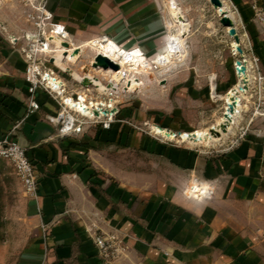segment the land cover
Masks as SVG:
<instances>
[{
	"label": "crops",
	"instance_id": "0c3cea01",
	"mask_svg": "<svg viewBox=\"0 0 264 264\" xmlns=\"http://www.w3.org/2000/svg\"><path fill=\"white\" fill-rule=\"evenodd\" d=\"M45 3L53 14L50 22L64 25L67 40L75 46L104 35L121 49L140 48L152 56L162 48L168 31L161 0ZM237 3L246 21H251L250 0ZM14 10L13 0H0V22L5 24L0 26V138L10 135L27 149L39 181L38 197L26 198L25 240L17 246L0 240V264H264V129L247 132L235 147L221 152L169 149L174 176L155 192H137L115 183L109 174L93 175L94 165H89L86 153L96 161L97 126L75 138L62 134L49 119L59 112V103L42 88L34 94L39 107H29L25 76L29 54L24 47L37 29L34 26L23 37L5 34L2 27L12 22ZM248 29L253 36L252 23ZM79 35L83 39L75 41ZM47 65L65 81L67 95L92 92ZM194 176L215 186L211 197L186 194ZM103 233L118 234L128 247L111 263L100 257L95 244V237Z\"/></svg>",
	"mask_w": 264,
	"mask_h": 264
},
{
	"label": "rangeland",
	"instance_id": "374dc122",
	"mask_svg": "<svg viewBox=\"0 0 264 264\" xmlns=\"http://www.w3.org/2000/svg\"><path fill=\"white\" fill-rule=\"evenodd\" d=\"M13 1L15 10L10 12L12 22H6L9 26L6 29L2 27V30L12 38L16 35L23 37L25 32L34 29V26L37 29L35 20L28 14L31 11L35 14L39 13L34 7L38 2L37 0ZM225 2L234 12V24L241 36V46L247 58L250 60V57L254 55L259 57L257 50L260 51L262 58L259 57V65L264 75V25L257 22L253 8L255 4L261 6L260 1L250 0L253 9L252 22L246 21L237 0H225ZM161 4L165 20L169 22V26H166L168 31L164 33L160 51L152 56H146L143 53L146 59L140 66L125 63L124 73L122 70L113 71V69L103 70L92 67L96 54L108 53L104 45L101 51L93 42L104 35L93 36L90 40L79 44L74 42L77 46L71 43V50H69L71 54L69 65L74 69V78L68 76L70 81H75L78 87H82L78 81L85 75L98 78L111 88H84L92 90V92L84 91V95H87L86 98H95L97 102L105 103L106 106H97L103 113L106 109L111 112L117 108L110 127H104L103 123H94L84 128L87 131L84 135H87L93 126H97V132L93 137L95 140L92 138L97 141L96 145L99 149L96 161L88 158V152L86 153L90 161L89 165H94L93 175L109 174L108 178L115 183H124L137 192L146 193L155 192L162 184H166L173 178L170 156L169 153L167 154L169 149L192 147L199 153L221 152V150L235 147L238 143L231 147L232 142L241 133L245 132L243 136L245 137L249 131L264 129V85L260 89L256 83L253 76V63L250 60L248 63L251 67L248 78L250 90L244 87L246 93H243L245 106L243 119L237 124L236 129L223 134V139L219 143L213 146L192 145L179 138L164 137L154 131V126L173 133L206 131L211 125L218 123L222 117L226 100L221 97L240 83L235 63L240 54L233 51L234 37L221 23V14L211 1L161 0ZM262 5L264 7V0ZM173 9H176L175 12L179 14V24ZM251 23L253 36L248 29ZM4 25V22H0V26ZM173 34L180 35L181 51L172 53L170 61L166 62L164 58L160 61V54L168 50V41ZM31 38L33 37L27 40L24 47L25 53ZM77 39H83V35L77 36L75 41ZM74 50L81 51L80 58L73 53ZM61 51L56 45L54 53H61ZM181 54L184 57H180ZM76 57L78 61L72 63V59ZM111 59H114L113 56ZM136 67L138 69H134ZM86 68L88 73L83 71ZM109 90V93H104ZM104 98L107 99L100 100ZM245 99L249 100L248 103L244 102ZM93 104H95L94 101ZM109 106L112 108L109 109ZM81 133L64 135L75 138L82 136ZM80 140L84 144V141ZM103 166L108 168V172L101 171ZM195 179L198 180L197 183ZM198 183L205 184L207 188L211 186L207 180H200L194 176L185 190L188 196H192L195 192V195L200 197L197 191ZM27 196L12 162L7 158H0V240L10 241L15 246L24 242L28 228Z\"/></svg>",
	"mask_w": 264,
	"mask_h": 264
},
{
	"label": "built area",
	"instance_id": "2783aa9c",
	"mask_svg": "<svg viewBox=\"0 0 264 264\" xmlns=\"http://www.w3.org/2000/svg\"><path fill=\"white\" fill-rule=\"evenodd\" d=\"M34 7L39 13L35 14L33 11H31L28 15L31 19L35 20L34 23L38 30L37 35L31 38L28 49L26 50L27 54H29V58L25 68V76L29 82V107L31 109H36L39 107V103L34 98V94L37 88H42L53 98L57 99L59 103V112L55 116H50L49 119L59 125L62 134L81 133L87 125L94 123H103L104 127H110V123L114 120L116 112L113 114L109 113L99 118L96 116H89L86 114L84 115L75 108L69 106L67 98H72L76 102H79V97L81 94H77L76 96L67 95L65 81L63 82L62 78H60L54 70L48 67L47 64H50L48 60L52 53H54L56 44L46 38L47 35L56 34L62 40H65L69 38V32L64 25L50 22L53 14L47 10L44 0H40L37 6L34 5ZM253 8L257 22H260L262 25H264V7L255 4ZM108 39L109 38L107 36H103L101 39L97 40L106 42ZM97 40H94L93 42H98ZM139 49L140 48H132L126 50L122 48L119 51V54L124 56L126 51L132 53L134 50ZM141 53L144 52L141 50ZM250 60L253 63L252 69L254 73V79L256 80V83L259 85L260 89H262V85H264V75L262 74L261 67L259 65V57L254 55L250 57ZM56 81H61L63 84L59 88L55 89L52 87V83ZM59 91H61V93H59ZM106 99L107 98L100 100ZM92 100L97 101L95 98L88 97L87 99L85 98L83 102L85 103L86 107H88V109L93 112V108H89ZM108 108L111 109L112 107L109 106ZM244 134L245 132L241 133L239 137L233 140L231 147L238 143L239 139L242 138ZM0 158H7L12 162L16 174L22 182L25 193L28 196L37 198L39 181L38 175L35 164L31 161L27 154V149L17 140L11 138L10 135H6L0 138ZM207 190L208 191L202 194L200 197H197L195 192H193L192 196L196 198L211 197L214 193L215 186H210ZM43 227L45 230H47L46 225ZM262 241L264 242V235L262 236ZM95 244L100 257L106 263H111L113 260L122 256L128 248L124 240L116 233H103L97 235L95 237Z\"/></svg>",
	"mask_w": 264,
	"mask_h": 264
},
{
	"label": "bare ground",
	"instance_id": "6f19581e",
	"mask_svg": "<svg viewBox=\"0 0 264 264\" xmlns=\"http://www.w3.org/2000/svg\"><path fill=\"white\" fill-rule=\"evenodd\" d=\"M217 10L221 14V16L223 15V12H225L235 22L234 12L229 9V6L226 4L225 0H222V6L217 7ZM174 14H175V17L177 18V23L179 24V22H180L179 14L176 13L175 10H174ZM229 29H230V27H227L228 32H229ZM49 36L52 37L50 41L51 42L53 41L54 43H56V45L58 44L57 45V48H59L60 50L62 49V52L61 53H56V54L53 55V57L56 60V64L58 66H60V67H63L65 69L69 70L72 78H74V75H73L74 74V70H73V68L66 63V59L68 58V56L64 57V55H63L64 54L63 52H66V51L71 50V43L67 39L62 40L56 34H51ZM179 37H180V35H178V34L171 35L170 40L168 41L169 48H168V50H166V52L161 57H159L160 61L163 58L166 60V62H167V60L170 61V60H172V56H173L172 53L175 54L176 52H178V51L180 52L181 51V43H180V38ZM232 37H234V36H232ZM60 39H61V41H60ZM97 41L98 42H94V44L97 47H99L101 49V51H102V49H104V47H103V45H104L106 47L107 52H108L106 55L103 54L102 52H101V54L104 55V56L109 57L110 59H111V56H113L114 59H111V60H113L114 62H117L119 64V68L118 69H113V71L122 70V72H123L124 71L123 70V65L125 63L131 64V65L140 66L141 64H143V62L146 59L145 56L143 55V53H141L140 50H134L132 53L126 51L125 55L124 56H121L119 54V51L121 50V48L114 41H112L111 39H108L106 42H101L99 40H97ZM60 42H67V43H69L70 44L69 45L70 48H66ZM232 44H233V51H234V53L238 54L239 53L238 50H237L238 43L235 40V38L233 39ZM81 54L82 53L79 50L78 53H77V56L80 58L81 57ZM182 56L183 55L181 54L180 57H182ZM244 56H245L244 59H246V63H244V64H246L247 70L244 73V76L243 77H245L247 79L240 80V83H238L236 87H234L233 89H231L224 97H221V98H224L226 100V104H225V109H224V111L222 113V117H221V119H220V121L218 123H216L214 125H211L206 131L182 132V133H180L181 136H179V137H176V134L175 133L169 132L167 130H164V129L158 127V126H154L153 127L154 131L157 134L162 135L164 137H168L170 139L179 138L180 140L186 141L188 143H191L192 145L198 144V145H204V146H213V145H216L217 143H219L223 139V136H222L223 134H226L228 131L230 132V131H233L234 129H236V126L239 123V121H240V119L242 117V113H243L244 108H245L242 105L243 93L245 92V88H244L245 86L242 85L241 83L243 81L248 80V78L250 76V71H251L250 70L251 67L248 66V63L250 62V60L247 58L246 55H244ZM78 57L73 58L72 59V62L75 63L76 61H78ZM118 58L120 60H118ZM97 68H101L103 70H107V69H104L102 67H97ZM108 69H112V68H108ZM134 69H138V67H136ZM86 72L88 73L87 70H86ZM84 77H90L94 81V86L93 87H95V88L96 87H99V88H102V89H107V88L110 89L111 88L109 85H105L103 82L99 81L98 78H93V77L87 76V75H85ZM62 81H64V80H62ZM83 88H85V89H91L92 87L91 88L90 87H83ZM213 88H215V85L214 84H213ZM109 92H110V90L108 92H104V93H109ZM86 96L87 95H84L83 93H81V97H82V100L83 101L85 100ZM71 100H72V102H75L74 99L71 98ZM93 101H94L95 104H93ZM228 102H231V103L234 102L235 103V110H234V112L229 111L230 118H226L224 116L225 112L228 111ZM101 105L102 106H106L105 103H102V102H99V101L97 102L95 100H92L91 103H90V105H89V108H93V110H94L95 108H97V106L98 107H101ZM72 108H74V107H72ZM97 109L100 110V108H97ZM102 109H104V108H102ZM105 111H104V113L101 111V116H105ZM79 112H81V111H79ZM109 113H110V111H109ZM82 114H84V113H82ZM224 126L227 129V132L226 133H223L222 132V129H223ZM217 131L222 132V135L219 136L216 133ZM206 188H207V186H206ZM197 191H198V195H202V194H204V193L207 192V191L205 192L204 187L201 186V185L197 187Z\"/></svg>",
	"mask_w": 264,
	"mask_h": 264
},
{
	"label": "water",
	"instance_id": "95a60500",
	"mask_svg": "<svg viewBox=\"0 0 264 264\" xmlns=\"http://www.w3.org/2000/svg\"><path fill=\"white\" fill-rule=\"evenodd\" d=\"M211 3L215 6V8L217 7H220L222 6V0H210ZM221 23L226 26V27H230L229 29V33L234 36L235 40L237 41L238 43V46H237V50L238 52L240 53V57H238L235 61V63L238 65L236 66V70H237V77L240 78V80H245L247 78L243 77L244 76V73L246 72L247 70V66L246 64V59H244V55H245V51L244 49L242 48L241 46V36L238 32V30L236 29L235 27V24H234V21L232 20V18L230 16H228L225 12H223V15L221 16ZM46 38L50 41L51 40V36L47 35ZM61 41V39H60ZM62 45H64L66 48H70L69 47V43L67 42H60ZM58 45V44H57ZM75 52H73L74 54H77L79 50H74ZM56 53V52H55ZM54 53V54H55ZM64 54V57L68 56L69 54V51H66V52H63ZM52 54L49 58V63L52 64L55 68H57L58 70H60L61 72L67 74V76L71 77V74H70V71L63 68V67H60L56 64V60L55 58L53 57ZM243 61V62H242ZM92 67L94 68H97V67H102L104 69H108V68H112V69H118L119 68V64L117 62H114L113 60H111L109 57L107 56H104L102 54H96L94 56V59L92 61ZM87 70V68H86ZM86 70H83V71H86ZM47 77V76H45ZM79 84L82 86V87H93L94 86V81L90 78V77H84L82 78V80L78 81ZM63 84V82L61 81H56V82H53L52 83V87L53 88H59L61 85ZM242 85H244L246 87V89H249L250 90V87L248 86V80L246 81H243L241 83ZM59 93H61V91H59ZM79 102H72L71 98H67V102L69 104V106L71 107H74L77 111H81L82 113L86 114V115H89V116H96V117H100L101 116V111L98 110L97 108H95L92 111H90L86 105L84 104L83 100H82V97L80 96L79 97ZM233 100V99H232ZM235 110V103L234 102H228V111L225 112L224 116L226 118H230V114H229V111L231 112H234ZM117 111V108H115L114 110H111L110 113H115ZM109 113L108 110L105 111V115H107ZM155 125V124H154ZM157 125V124H156ZM170 130V129H169ZM222 132L223 133H226L227 132V129L226 127L224 126L223 129H222ZM222 132H219L217 131L216 133L221 136L222 135ZM176 133V137L178 136H181L180 133L181 131H178V132H175Z\"/></svg>",
	"mask_w": 264,
	"mask_h": 264
}]
</instances>
